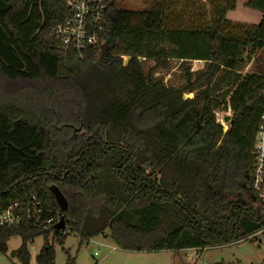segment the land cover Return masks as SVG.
I'll list each match as a JSON object with an SVG mask.
<instances>
[{
  "label": "trees",
  "instance_id": "trees-1",
  "mask_svg": "<svg viewBox=\"0 0 264 264\" xmlns=\"http://www.w3.org/2000/svg\"><path fill=\"white\" fill-rule=\"evenodd\" d=\"M67 1L0 0V211L32 196L42 210L36 226L0 231V254L19 236L11 256L30 264L29 244L44 236L36 264H55L48 237L64 244L67 231L139 253L264 241L252 187L264 73H244L245 55L264 51V0L247 3L258 25L226 19L237 0H152L142 14L113 1L106 44L85 58L53 34ZM174 60L204 67L172 87L157 74ZM220 110L232 114L227 129ZM62 218L66 230H53Z\"/></svg>",
  "mask_w": 264,
  "mask_h": 264
},
{
  "label": "rangeland",
  "instance_id": "rangeland-1",
  "mask_svg": "<svg viewBox=\"0 0 264 264\" xmlns=\"http://www.w3.org/2000/svg\"><path fill=\"white\" fill-rule=\"evenodd\" d=\"M114 4L116 10L131 11L138 14H142L153 7L152 0H116ZM248 55H245L246 59H249L244 68V73L246 74V71L264 73V51L259 50L250 56ZM153 66V61L145 63L147 70ZM188 67L196 68L194 62L186 65L174 60L166 69L159 70L157 76L164 78L169 86L180 87L185 84L184 70ZM186 97L192 98V95ZM216 116L217 121L227 129L228 122H225V119L232 117L231 112L220 110ZM66 233L67 239L64 244L57 243L52 234L48 237L50 244L55 246V264H67L68 253L75 259V264H177V262L182 264H216L222 262L226 264H264V241H262V237L195 253L187 251L182 253L180 257L173 251H161L165 254L158 252L160 254L157 255L123 251L109 237L103 235L83 241L81 237L71 234L69 231ZM44 243V236H39L29 244L30 264H36V257ZM21 244V237H12L8 242V253L0 254V264H21L17 258L11 256V253L19 249Z\"/></svg>",
  "mask_w": 264,
  "mask_h": 264
},
{
  "label": "built area",
  "instance_id": "built-area-1",
  "mask_svg": "<svg viewBox=\"0 0 264 264\" xmlns=\"http://www.w3.org/2000/svg\"><path fill=\"white\" fill-rule=\"evenodd\" d=\"M112 2L113 0H68L69 17L53 32L62 47L66 51H74L80 58H85L90 49L102 48L106 44L107 21ZM253 156L252 187L264 203V114L255 136ZM40 205L41 202L32 196L25 209L16 203L0 211V231L5 228H20L30 223L36 226L42 214ZM53 225V219L45 223L46 228Z\"/></svg>",
  "mask_w": 264,
  "mask_h": 264
},
{
  "label": "crops",
  "instance_id": "crops-1",
  "mask_svg": "<svg viewBox=\"0 0 264 264\" xmlns=\"http://www.w3.org/2000/svg\"><path fill=\"white\" fill-rule=\"evenodd\" d=\"M248 1L249 0H237L236 8L227 13L226 19L234 23L247 24V25H258L261 21L262 15L258 11H255L247 7ZM194 64L196 68H192L193 71L200 70L204 67L203 62H194ZM247 73L249 72L246 71V74ZM187 251L194 252V253L197 252V250L195 249L184 250V251L177 253L176 255L181 257V254ZM168 253H171V252H168ZM150 254L157 255L160 253L156 252V253H150ZM161 254H165V252H161Z\"/></svg>",
  "mask_w": 264,
  "mask_h": 264
},
{
  "label": "water",
  "instance_id": "water-1",
  "mask_svg": "<svg viewBox=\"0 0 264 264\" xmlns=\"http://www.w3.org/2000/svg\"><path fill=\"white\" fill-rule=\"evenodd\" d=\"M114 1H116V0H114ZM230 119H231L230 117H227L225 119V122H229ZM51 190H52L53 195L56 198L57 204L60 207V209L63 212H66L68 210V202H67L65 196L62 194L60 189L57 188L56 186H53L51 188ZM54 230L62 231V232H64L66 230V222H65L64 218H62L61 221L54 227Z\"/></svg>",
  "mask_w": 264,
  "mask_h": 264
}]
</instances>
